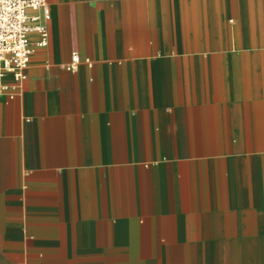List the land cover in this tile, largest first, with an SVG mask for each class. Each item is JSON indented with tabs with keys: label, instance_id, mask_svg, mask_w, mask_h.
Segmentation results:
<instances>
[{
	"label": "crops",
	"instance_id": "0c3cea01",
	"mask_svg": "<svg viewBox=\"0 0 264 264\" xmlns=\"http://www.w3.org/2000/svg\"><path fill=\"white\" fill-rule=\"evenodd\" d=\"M47 2L0 94V264H264V0Z\"/></svg>",
	"mask_w": 264,
	"mask_h": 264
},
{
	"label": "built area",
	"instance_id": "2783aa9c",
	"mask_svg": "<svg viewBox=\"0 0 264 264\" xmlns=\"http://www.w3.org/2000/svg\"><path fill=\"white\" fill-rule=\"evenodd\" d=\"M49 17L47 0H0V94L8 99L20 95L30 57L37 47L47 45ZM32 33L38 36L35 43L30 42ZM79 60L72 53L66 68L73 70ZM5 75L11 81L3 82Z\"/></svg>",
	"mask_w": 264,
	"mask_h": 264
},
{
	"label": "rangeland",
	"instance_id": "374dc122",
	"mask_svg": "<svg viewBox=\"0 0 264 264\" xmlns=\"http://www.w3.org/2000/svg\"><path fill=\"white\" fill-rule=\"evenodd\" d=\"M207 262V261H206ZM204 260H198L197 261V264H205L206 263ZM208 263H209V261H208Z\"/></svg>",
	"mask_w": 264,
	"mask_h": 264
}]
</instances>
